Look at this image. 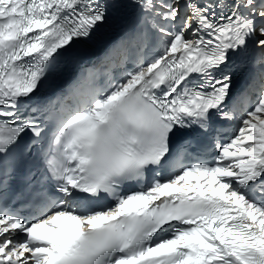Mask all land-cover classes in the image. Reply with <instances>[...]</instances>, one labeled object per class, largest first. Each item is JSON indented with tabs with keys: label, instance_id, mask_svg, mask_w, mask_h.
Returning a JSON list of instances; mask_svg holds the SVG:
<instances>
[{
	"label": "snow or ice",
	"instance_id": "obj_1",
	"mask_svg": "<svg viewBox=\"0 0 264 264\" xmlns=\"http://www.w3.org/2000/svg\"><path fill=\"white\" fill-rule=\"evenodd\" d=\"M121 7L120 42L38 103ZM0 264H264V0H0Z\"/></svg>",
	"mask_w": 264,
	"mask_h": 264
},
{
	"label": "bare ground",
	"instance_id": "obj_2",
	"mask_svg": "<svg viewBox=\"0 0 264 264\" xmlns=\"http://www.w3.org/2000/svg\"><path fill=\"white\" fill-rule=\"evenodd\" d=\"M113 2V0H109V3ZM117 2L121 3V4H126V0H117ZM125 7H121V8H118V9H124Z\"/></svg>",
	"mask_w": 264,
	"mask_h": 264
}]
</instances>
